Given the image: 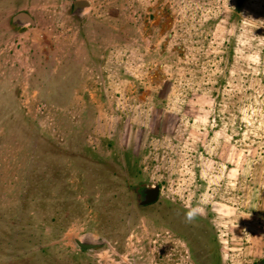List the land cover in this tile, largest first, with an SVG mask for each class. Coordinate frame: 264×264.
Listing matches in <instances>:
<instances>
[{"label": "rangeland", "instance_id": "374dc122", "mask_svg": "<svg viewBox=\"0 0 264 264\" xmlns=\"http://www.w3.org/2000/svg\"><path fill=\"white\" fill-rule=\"evenodd\" d=\"M87 1L0 0V264H264V0Z\"/></svg>", "mask_w": 264, "mask_h": 264}, {"label": "water", "instance_id": "95a60500", "mask_svg": "<svg viewBox=\"0 0 264 264\" xmlns=\"http://www.w3.org/2000/svg\"><path fill=\"white\" fill-rule=\"evenodd\" d=\"M74 6L76 7L75 9L78 8L80 10L78 12V16H80V14L84 13L88 9L89 4L85 0H77ZM12 23L20 27L34 26V20L26 12H19V13L17 12L16 14H14L12 16ZM158 193H159V187L157 185H153L151 186V188L145 189L143 191V196H142V200L140 201V204L145 205L155 202L158 197ZM76 242L81 248H87L94 245L92 240L91 241L86 240L85 242L84 240L83 241L77 240Z\"/></svg>", "mask_w": 264, "mask_h": 264}, {"label": "trees", "instance_id": "16d2710c", "mask_svg": "<svg viewBox=\"0 0 264 264\" xmlns=\"http://www.w3.org/2000/svg\"><path fill=\"white\" fill-rule=\"evenodd\" d=\"M140 189H141L140 187L135 188L134 193H135L136 196H139V195H140V193H139V190H140ZM150 204H152V203H150ZM150 204L140 205L139 208H142V207H143V208H146V207H148Z\"/></svg>", "mask_w": 264, "mask_h": 264}, {"label": "clouds", "instance_id": "9594fccd", "mask_svg": "<svg viewBox=\"0 0 264 264\" xmlns=\"http://www.w3.org/2000/svg\"><path fill=\"white\" fill-rule=\"evenodd\" d=\"M193 217H194V213L191 212V211H189V212L187 213V218H188L189 220H191V219H193Z\"/></svg>", "mask_w": 264, "mask_h": 264}, {"label": "crops", "instance_id": "0c3cea01", "mask_svg": "<svg viewBox=\"0 0 264 264\" xmlns=\"http://www.w3.org/2000/svg\"><path fill=\"white\" fill-rule=\"evenodd\" d=\"M85 1H87V0H85ZM88 2V1H87ZM88 4H89V6L88 7H90V3L88 2ZM89 10V8L85 11V12H87ZM80 15H83V13L82 14H80Z\"/></svg>", "mask_w": 264, "mask_h": 264}, {"label": "flooded vegetation", "instance_id": "af4514ba", "mask_svg": "<svg viewBox=\"0 0 264 264\" xmlns=\"http://www.w3.org/2000/svg\"><path fill=\"white\" fill-rule=\"evenodd\" d=\"M149 188H151V186H149ZM143 193V192H142Z\"/></svg>", "mask_w": 264, "mask_h": 264}]
</instances>
